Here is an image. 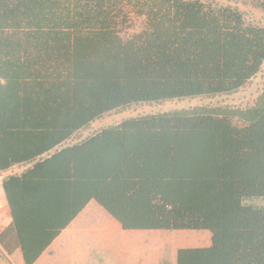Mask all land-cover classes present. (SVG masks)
Listing matches in <instances>:
<instances>
[{
	"label": "trees",
	"instance_id": "obj_1",
	"mask_svg": "<svg viewBox=\"0 0 264 264\" xmlns=\"http://www.w3.org/2000/svg\"><path fill=\"white\" fill-rule=\"evenodd\" d=\"M264 10V0H258ZM264 26L202 0H0V172L23 263L95 201L124 230H206L176 264H264Z\"/></svg>",
	"mask_w": 264,
	"mask_h": 264
},
{
	"label": "rangeland",
	"instance_id": "obj_2",
	"mask_svg": "<svg viewBox=\"0 0 264 264\" xmlns=\"http://www.w3.org/2000/svg\"><path fill=\"white\" fill-rule=\"evenodd\" d=\"M218 5H230L238 7L245 15V17L258 24L264 26V10L259 7L258 0H202ZM264 84V68L262 72L249 84L246 88L239 93L222 96L212 99L194 98L157 102L151 104H136L130 107L112 111L107 113L102 118L93 122L90 128L84 132L88 135L94 130L118 124L124 119L139 117L144 115L160 114L171 112L183 108H188L197 105L208 104H230L233 106H245L252 101L257 94L258 90ZM18 167H14L10 171L3 174L6 176L12 173H18ZM2 176V177H3ZM2 179V178H1ZM0 188H3L0 183ZM248 204L255 206H264V200H249ZM90 211L86 214L85 222L83 224L89 225H107L108 213L95 201H90L84 208ZM83 210V211H84ZM113 219V218H112ZM128 233L124 237L119 234L103 235L102 243H111L115 250L109 249L97 250L90 254L88 259H91L93 264H176V256L179 249L183 248H199L207 247L211 244V233L206 230H127ZM92 236V235H91ZM85 242L94 243L92 237H84ZM84 242V244H85ZM84 246V245H83ZM82 246V248H83ZM85 248V247H84ZM126 251H123V250ZM130 252V253H128ZM82 258V259H81ZM80 260L85 261L87 258L82 256ZM82 262L88 264V262ZM81 263V264H82ZM80 264V263H79Z\"/></svg>",
	"mask_w": 264,
	"mask_h": 264
},
{
	"label": "crops",
	"instance_id": "obj_3",
	"mask_svg": "<svg viewBox=\"0 0 264 264\" xmlns=\"http://www.w3.org/2000/svg\"><path fill=\"white\" fill-rule=\"evenodd\" d=\"M2 176L3 173L0 172L1 184L3 182ZM86 214L89 215L90 211H82L70 225L61 232L34 264H81L84 261V259L80 260L82 256L87 258L84 262L89 261L88 264H93L91 263V259H88L93 251L97 250L99 252L101 249H109L110 251L115 250L112 246V242L102 243L104 234H106L107 237L114 233L122 237H124L126 233L129 234L127 230L122 229L116 220L105 216V214L103 215L107 219V225L100 226L98 224L87 226L83 224L85 222L83 217H85ZM85 236L89 238L92 237L94 240L97 239V241L94 243L85 242L83 240ZM123 251L126 250L124 249ZM115 252L117 251L115 250ZM0 264H24L21 251L17 247L14 230L12 228L10 209L3 188H0Z\"/></svg>",
	"mask_w": 264,
	"mask_h": 264
}]
</instances>
